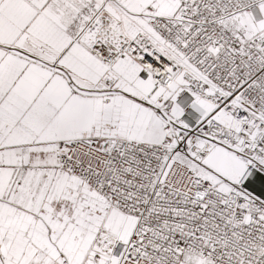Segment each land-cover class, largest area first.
<instances>
[{"label":"snow or ice","instance_id":"obj_1","mask_svg":"<svg viewBox=\"0 0 264 264\" xmlns=\"http://www.w3.org/2000/svg\"><path fill=\"white\" fill-rule=\"evenodd\" d=\"M0 264H264V0H0Z\"/></svg>","mask_w":264,"mask_h":264}]
</instances>
